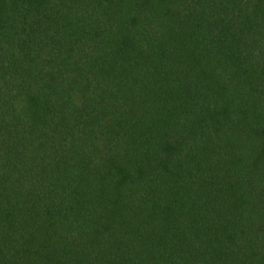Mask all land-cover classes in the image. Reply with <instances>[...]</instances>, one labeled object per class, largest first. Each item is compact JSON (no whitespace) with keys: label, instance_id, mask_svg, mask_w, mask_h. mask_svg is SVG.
I'll return each mask as SVG.
<instances>
[{"label":"trees","instance_id":"trees-1","mask_svg":"<svg viewBox=\"0 0 264 264\" xmlns=\"http://www.w3.org/2000/svg\"><path fill=\"white\" fill-rule=\"evenodd\" d=\"M0 264H264V0H0Z\"/></svg>","mask_w":264,"mask_h":264}]
</instances>
